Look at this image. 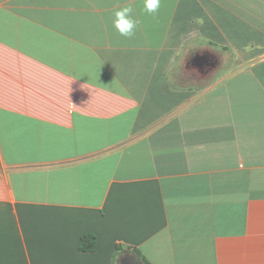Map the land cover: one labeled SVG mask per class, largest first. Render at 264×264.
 <instances>
[{"label":"crops","instance_id":"1","mask_svg":"<svg viewBox=\"0 0 264 264\" xmlns=\"http://www.w3.org/2000/svg\"><path fill=\"white\" fill-rule=\"evenodd\" d=\"M129 254L264 264V0H0V264Z\"/></svg>","mask_w":264,"mask_h":264},{"label":"clouds","instance_id":"2","mask_svg":"<svg viewBox=\"0 0 264 264\" xmlns=\"http://www.w3.org/2000/svg\"><path fill=\"white\" fill-rule=\"evenodd\" d=\"M143 9L149 15L158 14L162 0H142ZM114 29L124 38H132L135 36L139 21L135 18V10L132 4L121 6L114 12L112 20Z\"/></svg>","mask_w":264,"mask_h":264},{"label":"trees","instance_id":"3","mask_svg":"<svg viewBox=\"0 0 264 264\" xmlns=\"http://www.w3.org/2000/svg\"><path fill=\"white\" fill-rule=\"evenodd\" d=\"M97 245V238L93 234H87L85 235L80 242L79 250L82 253H92L95 252ZM118 254H122L124 252V248L122 246L117 247ZM137 255L140 256V253L138 251H134ZM143 264H151L146 259H142Z\"/></svg>","mask_w":264,"mask_h":264},{"label":"water","instance_id":"4","mask_svg":"<svg viewBox=\"0 0 264 264\" xmlns=\"http://www.w3.org/2000/svg\"><path fill=\"white\" fill-rule=\"evenodd\" d=\"M128 256V259L130 260L131 264H143L137 256L132 254H129ZM119 264H122V262L119 261Z\"/></svg>","mask_w":264,"mask_h":264},{"label":"flooded vegetation","instance_id":"5","mask_svg":"<svg viewBox=\"0 0 264 264\" xmlns=\"http://www.w3.org/2000/svg\"><path fill=\"white\" fill-rule=\"evenodd\" d=\"M122 264H131V262L129 259H127V260H124Z\"/></svg>","mask_w":264,"mask_h":264}]
</instances>
